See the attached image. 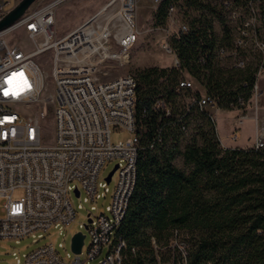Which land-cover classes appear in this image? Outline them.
Returning <instances> with one entry per match:
<instances>
[{
    "label": "built area",
    "instance_id": "built-area-1",
    "mask_svg": "<svg viewBox=\"0 0 264 264\" xmlns=\"http://www.w3.org/2000/svg\"><path fill=\"white\" fill-rule=\"evenodd\" d=\"M21 0H0V19ZM117 19L99 12L62 37L55 36V10L58 0L35 11L29 9L12 25L0 30V239H16L32 235L43 238L50 229L60 233L74 220L77 210L71 195L79 191L85 202L96 201L109 191L100 179L104 164L118 159L117 183L112 201L104 212L90 208L87 222L91 240L86 252L67 253L70 262L60 255L53 242L41 245L20 257L13 253L15 264H125L123 249L126 241L117 229L128 208L137 178V161L143 129L137 114V78L132 74L103 80L99 64L119 57L113 53L112 41L118 40L124 52L140 34L137 23V0H120ZM160 4L162 0H154ZM176 15V5L168 10ZM100 14V15H99ZM102 19L98 21V17ZM228 42L216 45L212 57L220 65L246 70L255 76L252 96L246 100L238 95L232 108L239 110L242 122L248 116L251 101L261 94L258 79L264 72V0H242L229 12ZM22 29L27 36L23 45L11 43L8 35ZM190 25L181 22L178 35L187 33ZM172 51L170 44H164ZM52 50L53 65L47 73L38 56ZM127 54V53H126ZM208 54L199 51L196 59L205 63ZM175 58V66L180 67ZM49 78L53 91L47 94ZM200 84V88L196 86ZM197 91L191 97L215 121L213 107H220L214 95L196 78H181L175 91L183 94ZM54 106V142L49 145L45 135L48 116L45 105ZM31 108V112L26 110ZM155 108L160 119L173 114V105L160 93ZM222 108V107H221ZM128 130L134 135L117 143L113 130ZM234 140L237 139L235 135ZM254 147L264 148V120ZM23 195L15 198V191ZM82 207V204L79 205ZM158 264L160 246L153 238ZM186 255L185 246L172 239ZM106 253L104 254L105 249Z\"/></svg>",
    "mask_w": 264,
    "mask_h": 264
},
{
    "label": "trees",
    "instance_id": "trees-1",
    "mask_svg": "<svg viewBox=\"0 0 264 264\" xmlns=\"http://www.w3.org/2000/svg\"><path fill=\"white\" fill-rule=\"evenodd\" d=\"M175 1L162 0L157 16L165 18ZM187 2L201 5L199 0ZM223 25L229 40V26L224 20ZM216 42L212 22L206 18L173 38L180 67H152L138 75L141 149L136 183L117 229L126 241L125 264H147L149 249L157 261L153 238L163 263L166 251L172 264H264V148L223 146L216 123L205 110L196 102H177L183 95H200L175 91L183 69L222 108H232L238 95L246 100L252 96L253 71L216 63L212 57ZM201 50L208 54L205 63L196 59ZM160 93L173 105V114L162 119L155 108ZM194 119L201 121L202 144L194 139L182 149L181 139ZM178 156L183 157L186 169L175 163ZM172 239L184 244L186 255L177 245H169Z\"/></svg>",
    "mask_w": 264,
    "mask_h": 264
},
{
    "label": "rangeland",
    "instance_id": "rangeland-1",
    "mask_svg": "<svg viewBox=\"0 0 264 264\" xmlns=\"http://www.w3.org/2000/svg\"><path fill=\"white\" fill-rule=\"evenodd\" d=\"M54 0H36L29 8L30 11H35L44 6L45 4L52 2ZM200 6L189 5L187 0H176V15L171 16L169 12L165 18L162 16L158 17V11L160 5L154 0H137V23L139 26L140 34L134 44L124 52L122 47L119 45L116 38L112 41V51L118 54L119 57H114L111 59H106L99 64V72L101 79L108 80L115 78L119 75L132 74L136 78L141 71L149 69L152 67L165 68L175 66V58L177 54L173 49L172 40L178 35L179 24L187 22L190 26L198 24L199 21H204L206 18L212 22L213 30L217 38L216 45L220 43L227 42L226 32L223 25V20L228 24L229 22V12L231 6L236 3L235 0H199ZM15 1L13 2L14 6ZM121 4L120 0H58V4L55 10V36L60 37L67 34L71 30L78 27L80 24L90 19L95 14L102 12L103 14L113 15L114 20L117 19V5ZM100 15V14H99ZM98 21L102 19V16L98 17ZM27 36L22 31V29H17L8 35V40L11 43H18L23 45L27 40ZM164 44H170L172 51H167ZM127 53V54H126ZM39 61L50 74L53 65V53L52 50H48L43 54L38 56ZM227 66L228 64H224ZM181 75L186 79H194L195 77L186 69L181 71ZM260 84L264 88V74L260 77ZM196 86L200 88V84L196 82ZM53 84L52 80L49 78L48 87L46 93H52ZM191 96L189 94L183 95L177 98V102H189ZM253 100L251 101L248 109L253 107ZM264 103V102H263ZM48 116L45 120V135L47 137V143L49 145L54 142V106L52 103H47L45 105ZM217 117H221L223 127L227 130L230 129L231 123L239 115V110L213 107L212 108ZM27 112H31L32 109L28 108ZM201 121L199 119H194L192 121L189 131L181 139L180 145L184 149L187 144L192 142L194 139L197 140L198 144H202V138L199 134V127ZM244 128V127H243ZM238 131V143L247 142V133H244V129ZM236 132V131H235ZM134 133L122 129L113 130L111 137L114 143L120 140H126L132 137ZM232 135H224L225 139L231 138ZM234 140L233 138H231ZM118 163V159H112L107 161L100 173V179L107 183L109 188L108 192H105L104 188H100L99 192L103 195L96 201L85 202L83 197L77 196L75 193L71 195V201L75 209L77 210L76 217L74 220L64 229L62 233L57 229H50L48 233L45 234L43 238H36L32 235L21 238L19 241L16 239H0V264H15V259L13 253L16 252L20 257L24 254L32 251L33 249L44 245L49 242H53L56 246L62 243L63 246L59 247L60 255L64 258L66 262H70L67 253L70 252L72 257H74V252L71 248V238L78 232L82 231L85 237V243L83 245V252H86L87 247L90 243L91 236L89 229L86 224L90 216V208L92 205L97 207L98 212H104L106 206L111 203L112 195L114 193L118 170H116L112 176L110 182H107L106 177ZM175 163L186 169L183 157L178 156ZM23 195L22 189L15 191L14 197L18 198ZM3 199L0 198V216L2 215L1 206ZM82 204L80 208L79 205ZM161 245L165 244V240H161ZM107 248L104 251L106 253ZM147 264H158L156 259H154V252L149 249L146 254ZM164 264L171 263V255L169 252L164 253Z\"/></svg>",
    "mask_w": 264,
    "mask_h": 264
},
{
    "label": "crops",
    "instance_id": "crops-1",
    "mask_svg": "<svg viewBox=\"0 0 264 264\" xmlns=\"http://www.w3.org/2000/svg\"><path fill=\"white\" fill-rule=\"evenodd\" d=\"M120 8V4L117 5V13ZM106 15H111L106 12ZM56 20V19H55ZM65 35V34H64ZM62 35V36H64ZM60 36V37H62ZM264 72L261 74L260 77H262ZM260 77L258 79V84L261 88V94L259 96V99L257 102L253 103V107L248 109V116L240 122L238 116L234 119V121L231 123L230 129L227 130L225 127H223V122L222 120H225L221 117H217L215 114V123H216V130L218 133V136L221 140V144L225 147H243V148H248V147H253L255 144L256 137L259 133L261 124L264 120V88L260 84ZM215 113V112H214ZM244 127V128H243ZM244 129V133H247L246 131L248 130V136L247 142L245 143H238L237 139L232 140L235 135L238 138V131ZM236 131V132H235ZM224 135H232L231 138L225 139Z\"/></svg>",
    "mask_w": 264,
    "mask_h": 264
},
{
    "label": "water",
    "instance_id": "water-1",
    "mask_svg": "<svg viewBox=\"0 0 264 264\" xmlns=\"http://www.w3.org/2000/svg\"><path fill=\"white\" fill-rule=\"evenodd\" d=\"M36 0H21L17 5H15L9 13H7L4 17L0 19V30L12 25L15 21H17L23 14L27 12L30 6ZM118 168V163L114 166L111 172L107 175L106 180L110 182L114 172ZM76 195H79V191L76 192ZM91 221L89 218L88 222ZM87 227V224H86ZM86 235L82 231L76 232L71 238V248L74 252L80 253L82 251V247L85 243Z\"/></svg>",
    "mask_w": 264,
    "mask_h": 264
}]
</instances>
